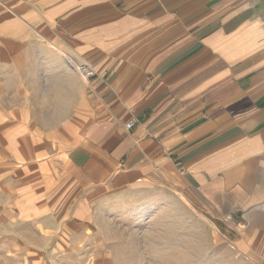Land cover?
<instances>
[{"label":"crops","instance_id":"1","mask_svg":"<svg viewBox=\"0 0 264 264\" xmlns=\"http://www.w3.org/2000/svg\"><path fill=\"white\" fill-rule=\"evenodd\" d=\"M0 54L63 73L74 190L171 191L264 264V0H0Z\"/></svg>","mask_w":264,"mask_h":264},{"label":"rangeland","instance_id":"2","mask_svg":"<svg viewBox=\"0 0 264 264\" xmlns=\"http://www.w3.org/2000/svg\"><path fill=\"white\" fill-rule=\"evenodd\" d=\"M62 74L0 54V264H251L171 191L119 203L72 188L57 162L70 120Z\"/></svg>","mask_w":264,"mask_h":264},{"label":"bare ground","instance_id":"3","mask_svg":"<svg viewBox=\"0 0 264 264\" xmlns=\"http://www.w3.org/2000/svg\"><path fill=\"white\" fill-rule=\"evenodd\" d=\"M65 64L72 68H76L78 72L81 74V76L83 77V79L86 80L87 74L85 72L87 71L84 70V67L77 64L73 58H71L70 56H65Z\"/></svg>","mask_w":264,"mask_h":264},{"label":"built area","instance_id":"4","mask_svg":"<svg viewBox=\"0 0 264 264\" xmlns=\"http://www.w3.org/2000/svg\"><path fill=\"white\" fill-rule=\"evenodd\" d=\"M87 74V77L93 76V72L88 70L87 72H85ZM134 125V122H131L130 124L127 125L128 129H131Z\"/></svg>","mask_w":264,"mask_h":264},{"label":"clouds","instance_id":"5","mask_svg":"<svg viewBox=\"0 0 264 264\" xmlns=\"http://www.w3.org/2000/svg\"><path fill=\"white\" fill-rule=\"evenodd\" d=\"M55 95L58 96V93H56Z\"/></svg>","mask_w":264,"mask_h":264}]
</instances>
